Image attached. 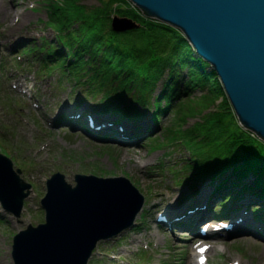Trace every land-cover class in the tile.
Wrapping results in <instances>:
<instances>
[{
  "label": "rangeland",
  "instance_id": "rangeland-1",
  "mask_svg": "<svg viewBox=\"0 0 264 264\" xmlns=\"http://www.w3.org/2000/svg\"><path fill=\"white\" fill-rule=\"evenodd\" d=\"M47 2L0 0V98H3L0 99V155L11 160L14 169L23 173L21 177L33 185V192L20 218L6 214L0 204V219L4 221L3 225L0 224V264H14L12 245L16 234L29 225L44 222L45 212L40 201L47 191V179L57 172L64 174L73 185H76L75 176L82 173L126 177L147 199V206L136 220L144 221L143 225L137 230L126 231L116 243L100 244L89 264L197 262L193 253L199 244L201 228L208 221L207 217L201 220L199 212L207 209L208 195L202 197L204 201L201 203L194 204L192 200V205L176 214L172 210L178 208L182 192L189 191L190 196L197 199L210 186L206 180L204 184L193 187V183L200 179L188 180L179 186L173 171L186 179L183 164L187 160L192 162V154L177 142L183 128L203 121V114H207V91L193 92L181 105L162 117V121H154L152 106L145 109L138 107L140 111H145V118L134 126V132L122 125L111 138L100 139L88 119L89 124L85 125L64 118L65 115L68 118L84 113L90 115L89 108L100 107L101 101L93 102L98 97H87L86 89L75 85V79L67 81L64 75L75 77L69 67L62 68L59 63L50 68L41 67V58H46L39 49L44 47V39L50 45L58 41L55 31L41 22L48 18ZM86 4L94 6L99 3L97 0H86ZM6 8H10L9 14ZM46 46L48 44L44 49ZM36 49L39 51L35 52ZM27 87L32 90L30 94L23 91ZM161 89L162 83L153 97L159 96ZM92 118L97 120V126L107 125L97 117ZM136 133L140 137L136 147L119 148L117 140L121 135L132 138ZM180 148L182 154H179ZM194 193L197 195L194 196ZM220 200L214 197L211 203L217 211L225 208ZM247 207L248 210L242 208L240 212L246 210L249 216L256 218V211L250 205ZM196 208L198 211L189 214ZM161 215L167 216L168 224L158 222ZM186 216L197 218L198 230L192 234L184 232L185 229L174 223L178 217ZM257 231L250 225L249 236L243 234L220 241L203 240L214 247L208 253L209 264H230L236 260L241 264H264V242L261 239L264 237Z\"/></svg>",
  "mask_w": 264,
  "mask_h": 264
},
{
  "label": "trees",
  "instance_id": "trees-1",
  "mask_svg": "<svg viewBox=\"0 0 264 264\" xmlns=\"http://www.w3.org/2000/svg\"><path fill=\"white\" fill-rule=\"evenodd\" d=\"M97 1L89 6L86 0H48L45 23L57 33L59 45L44 40L48 46L40 50L46 66L61 62L87 97H102L108 111L137 119L142 117L138 106H152L154 121H159L192 92L207 91L203 121L181 133L182 145L192 154V162L183 166L186 181L209 179L215 172L220 188L230 194L241 188L243 195L262 189L264 197V141L239 125L211 66L180 31L148 17L129 0ZM116 15L141 26L116 33ZM161 83L160 95L153 97ZM178 173L177 183L183 185Z\"/></svg>",
  "mask_w": 264,
  "mask_h": 264
},
{
  "label": "water",
  "instance_id": "water-1",
  "mask_svg": "<svg viewBox=\"0 0 264 264\" xmlns=\"http://www.w3.org/2000/svg\"><path fill=\"white\" fill-rule=\"evenodd\" d=\"M148 17L179 30L216 72L239 125L264 141V0H129ZM137 21L116 15L112 29L125 33ZM0 156V200L20 215L31 186ZM61 173L48 181L42 201L47 223L15 237V264H88L100 241L133 226L144 197L126 178Z\"/></svg>",
  "mask_w": 264,
  "mask_h": 264
},
{
  "label": "bare ground",
  "instance_id": "bare-ground-1",
  "mask_svg": "<svg viewBox=\"0 0 264 264\" xmlns=\"http://www.w3.org/2000/svg\"><path fill=\"white\" fill-rule=\"evenodd\" d=\"M5 11H7V14H9V12H10V8H6V10ZM7 16H5V18H6ZM29 17V16H28ZM88 111L92 114V115H94L95 117H97L98 119L100 118V115H101V113H99V112H96L95 110H93V109H88ZM125 125H126V127L132 132V131H134V124H133V122H125ZM134 137V138H133ZM132 138H130V139H125L124 138V136H120L119 137V139L117 140V143H120L119 144V148H131V146H133V145H135L136 143H137V141H138V139H139V136L138 135H135V136H133ZM135 147H136V145H135ZM201 190H202V188H201ZM214 191V188L212 187V186H210V188H205L204 190H203V192L199 195V197H197V199H193V202H194V204L195 203H201L202 201H204V199H202V197L204 196V195H208V196H212V199H213V192ZM166 199V198H165ZM192 202V203H193ZM249 203V202H248ZM210 204V203H209ZM209 204H208V206H209ZM187 204H185V205H183V206H180V207H178V208H176V209H173L172 210V213H177L176 211H180V209H183L185 206H186ZM240 205H242V204H240ZM208 210L207 209H205L204 211H201V212H199V215H201V217H200V219L201 220H203V219H205L206 217H212V216H210L209 214H208ZM243 219V221L242 222H240L241 220ZM254 220H256V219H254L253 218V216H249L248 214L247 215H245V213L243 212L242 214H240L239 215V218L235 221H233V224H235L234 226V229H236V227H237V229H239V231H241V232H244V234H246V235H249V234H247L249 231H250V225L252 226V228H254L255 229V227H256V223H255V221ZM228 233H231V232H228ZM260 235V234H259ZM261 236V235H260ZM228 237V236H227ZM262 237H264V236H262ZM263 241H264V238H261ZM205 246V244L204 245H202V246H199V248H202V247H204ZM195 254V252L193 253V255ZM205 255H206V257H207V252L205 253ZM202 255H200V257H201ZM198 257V256H197ZM190 264H198L197 262H194V261H190Z\"/></svg>",
  "mask_w": 264,
  "mask_h": 264
}]
</instances>
